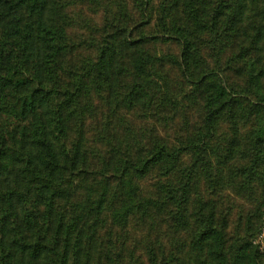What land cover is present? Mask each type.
<instances>
[{"label":"trees","instance_id":"trees-1","mask_svg":"<svg viewBox=\"0 0 264 264\" xmlns=\"http://www.w3.org/2000/svg\"><path fill=\"white\" fill-rule=\"evenodd\" d=\"M100 4L0 0V264L264 261V0Z\"/></svg>","mask_w":264,"mask_h":264},{"label":"rangeland","instance_id":"rangeland-1","mask_svg":"<svg viewBox=\"0 0 264 264\" xmlns=\"http://www.w3.org/2000/svg\"><path fill=\"white\" fill-rule=\"evenodd\" d=\"M120 0H111L109 3H105V0H101V4H100V10L93 6V13L92 14H89L86 10H84L83 12V15L85 16V18L90 21L91 25L92 26H95L96 28H99V30L101 29V26L103 24V21H104V7L105 6H108L110 5L109 7L113 6L114 4L111 5V3L113 2H118ZM102 6V7H101ZM115 14L117 13L116 10H114ZM117 19H119V16H117ZM117 21V20H116ZM94 27V28H95ZM85 35L88 37L90 34L89 33H86V31H84ZM93 37V36H92ZM95 37V40H97V38L99 36H94ZM101 44V42H100ZM169 48L171 50V53L170 55L172 56H175L180 48L179 45H169ZM256 245L258 246V249L260 252H263L264 251V225H263V229H262V232H261V235L259 236V238L256 240ZM264 260V259H262ZM259 264H264V261L260 262Z\"/></svg>","mask_w":264,"mask_h":264}]
</instances>
